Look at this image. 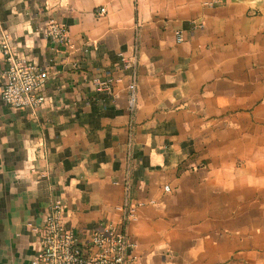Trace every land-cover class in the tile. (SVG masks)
Segmentation results:
<instances>
[{
	"label": "crops",
	"instance_id": "crops-1",
	"mask_svg": "<svg viewBox=\"0 0 264 264\" xmlns=\"http://www.w3.org/2000/svg\"><path fill=\"white\" fill-rule=\"evenodd\" d=\"M3 35L49 80L6 106L0 53V264L58 202L136 264H264V0H0Z\"/></svg>",
	"mask_w": 264,
	"mask_h": 264
},
{
	"label": "built area",
	"instance_id": "built-area-1",
	"mask_svg": "<svg viewBox=\"0 0 264 264\" xmlns=\"http://www.w3.org/2000/svg\"><path fill=\"white\" fill-rule=\"evenodd\" d=\"M104 8L97 15L103 16ZM47 35L62 45L69 41L66 27L51 23ZM179 40L181 36L179 35ZM0 53L5 61L1 97L4 104L15 110H37L45 102L44 88L49 80L46 68L40 67L28 55L20 54L8 35L0 40ZM132 103L136 84L130 85ZM65 205L54 204L35 229L38 250L33 264H136L134 246L122 227L94 228L84 240L75 229L63 221Z\"/></svg>",
	"mask_w": 264,
	"mask_h": 264
}]
</instances>
